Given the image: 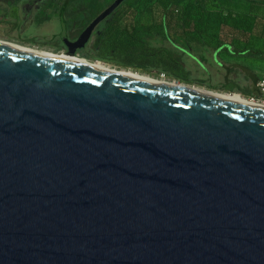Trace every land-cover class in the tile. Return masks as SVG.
Segmentation results:
<instances>
[{
	"label": "water",
	"instance_id": "1",
	"mask_svg": "<svg viewBox=\"0 0 264 264\" xmlns=\"http://www.w3.org/2000/svg\"><path fill=\"white\" fill-rule=\"evenodd\" d=\"M0 264H264V109L0 48Z\"/></svg>",
	"mask_w": 264,
	"mask_h": 264
},
{
	"label": "trees",
	"instance_id": "2",
	"mask_svg": "<svg viewBox=\"0 0 264 264\" xmlns=\"http://www.w3.org/2000/svg\"><path fill=\"white\" fill-rule=\"evenodd\" d=\"M113 1L61 0L58 5L56 0L53 6L59 14L65 5L67 32L76 37ZM217 1L211 0V6ZM238 1L248 6L247 15L213 14L205 0H125L97 26L91 36L93 41L89 40L88 45H91L82 57L89 61L93 57L108 64H117V57L145 59L148 54L152 63L161 65L167 62L161 58L162 54L171 56L169 46L174 45L172 38H177L188 46L196 45L209 52L211 48L226 45L231 48L232 55L249 54L264 59V47H258L259 44L264 45V0ZM219 25L240 31L245 36V48L233 50L231 43L221 42L216 30ZM230 73L231 69H228L227 74ZM258 81L251 75L240 83L237 78L230 79L227 75L224 92L238 93L246 99H260L262 96L256 88ZM196 86L203 87L201 84Z\"/></svg>",
	"mask_w": 264,
	"mask_h": 264
},
{
	"label": "rangeland",
	"instance_id": "3",
	"mask_svg": "<svg viewBox=\"0 0 264 264\" xmlns=\"http://www.w3.org/2000/svg\"><path fill=\"white\" fill-rule=\"evenodd\" d=\"M25 1L0 0V40L57 55L63 54L59 48L50 47L47 41L60 32L59 14L57 12L47 14L46 9L29 10V5ZM60 2L61 0H57L58 5ZM205 5L208 9H212L213 14L231 13L239 17L247 15L249 11L246 3L238 0H218L212 6L211 0H205ZM25 9L30 11L29 17L23 15L22 10ZM216 30L218 39L221 42L231 43L233 50L241 51L245 48V36L240 31L222 25H219ZM91 40L93 41V38ZM172 41L174 45L169 46L171 56L166 53L161 56L167 61L165 64L152 63V59L146 54L145 59L117 57L119 65L116 63L104 65L156 79L184 82L195 87L201 84L203 87L200 88L217 92L225 91L227 75L231 79L237 78L240 83L245 77L251 75L258 79L264 76V59L260 57L249 54L232 55L231 48L226 45L217 48L218 54L196 45L188 46L181 39L172 38ZM258 47L263 48L264 45L259 44ZM80 58L84 57L80 56ZM228 69H231L230 74H227Z\"/></svg>",
	"mask_w": 264,
	"mask_h": 264
},
{
	"label": "bare ground",
	"instance_id": "4",
	"mask_svg": "<svg viewBox=\"0 0 264 264\" xmlns=\"http://www.w3.org/2000/svg\"><path fill=\"white\" fill-rule=\"evenodd\" d=\"M0 48L22 52V53L30 54V55L37 56L40 58L60 60L62 62L74 64L78 67L91 70L94 72L110 74L112 76L132 80V81H136V82H140V83H144L148 85L185 89V90L194 91V92H198L202 94L217 96V97L226 99L228 101L241 102V103H246L250 105H255V106L260 107L261 109H264V104L259 103L256 100L246 99L242 97L241 95H239L238 93L229 94V93H224V92L211 91L205 88L181 84L179 82L165 80L162 78L156 79L148 75H144V74H138V73H134L131 71H125V70H118V69L106 66L100 62H91L84 58H80V56H77V55H75V57L66 58L63 54L57 55V54H53L50 52L41 51L39 49H31L29 47H24L18 44L9 43L6 41H1V40H0Z\"/></svg>",
	"mask_w": 264,
	"mask_h": 264
},
{
	"label": "flooded vegetation",
	"instance_id": "5",
	"mask_svg": "<svg viewBox=\"0 0 264 264\" xmlns=\"http://www.w3.org/2000/svg\"><path fill=\"white\" fill-rule=\"evenodd\" d=\"M54 1L55 0H26L25 2H27V4L29 5V10L41 11L42 9H46V11H47L48 9L53 7ZM22 11H23V15H25L26 17H29L30 11H28V9H25V10H22ZM59 34H60V32H59ZM59 34L54 36V37H52V38H50V39H48L47 41H48V44L50 45V47L59 48L64 53L66 49H65V46L63 45V43L61 42V40L59 38ZM77 37L78 36L71 37L68 34V32H67V38H68L69 41H74ZM88 44L89 43H87V45L85 46L84 50H81V51H79L77 53L78 56H82V55L85 54V51L91 45V44L90 45H88Z\"/></svg>",
	"mask_w": 264,
	"mask_h": 264
},
{
	"label": "built area",
	"instance_id": "6",
	"mask_svg": "<svg viewBox=\"0 0 264 264\" xmlns=\"http://www.w3.org/2000/svg\"><path fill=\"white\" fill-rule=\"evenodd\" d=\"M256 88L258 89L262 97L260 99L252 98L250 100H256L257 102L264 104V76L256 83Z\"/></svg>",
	"mask_w": 264,
	"mask_h": 264
},
{
	"label": "crops",
	"instance_id": "7",
	"mask_svg": "<svg viewBox=\"0 0 264 264\" xmlns=\"http://www.w3.org/2000/svg\"><path fill=\"white\" fill-rule=\"evenodd\" d=\"M56 1V0H55ZM55 11H54V6L51 7L50 9L47 10V14H53ZM226 43V42H225ZM217 48H220V47H214V48H211V51L214 53V52H217L219 54V51H217ZM227 76H225L226 78ZM231 79V78H230Z\"/></svg>",
	"mask_w": 264,
	"mask_h": 264
}]
</instances>
